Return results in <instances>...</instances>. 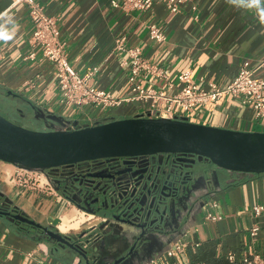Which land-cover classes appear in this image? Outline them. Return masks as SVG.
Instances as JSON below:
<instances>
[{
  "label": "crops",
  "instance_id": "obj_1",
  "mask_svg": "<svg viewBox=\"0 0 264 264\" xmlns=\"http://www.w3.org/2000/svg\"><path fill=\"white\" fill-rule=\"evenodd\" d=\"M49 16L58 19L61 40L66 44L68 62L79 74L95 70L90 86L106 90L114 97L130 94V63L127 54L115 50L117 40L126 39L129 48H139L147 60L165 68L170 82L155 79L147 87L173 95L181 89L178 75L190 71L202 88L211 84L225 88L239 73L241 64L250 63L255 77L264 79V5L251 6L249 0H187L180 12L167 7L168 0H154L150 10H125L114 7L122 0H34ZM195 7V10L193 9ZM157 24L167 40H151L149 25ZM34 25L29 7L18 0H0V108L13 123L65 130L103 123L107 120L141 115L142 104L98 110L88 106L67 108L61 103L55 67L42 60H25ZM127 62V65L124 64ZM186 120L200 125L243 131L264 132V118L237 99L225 97L217 104L186 114ZM186 192L171 202L161 230L146 236L134 254L122 264H231L235 254L259 253L264 256V212L255 216L252 208L264 205V174L247 175L219 169L209 162H197ZM16 166L0 161V202L9 212L42 226L57 229L63 217L81 208L69 201L59 180L48 177L51 192L43 193L14 180ZM217 207H214L213 204ZM220 217L207 220V214ZM94 224L101 221L97 216ZM260 225L252 239L250 230ZM138 232L127 226L118 231L99 233L90 258L93 264H114L127 255ZM77 236V235H76ZM187 242L185 253L168 258L172 241ZM199 243L194 250L192 245ZM0 264H86L74 250L59 246L40 228L11 221L0 215ZM232 264H241L240 262Z\"/></svg>",
  "mask_w": 264,
  "mask_h": 264
},
{
  "label": "water",
  "instance_id": "obj_2",
  "mask_svg": "<svg viewBox=\"0 0 264 264\" xmlns=\"http://www.w3.org/2000/svg\"><path fill=\"white\" fill-rule=\"evenodd\" d=\"M50 129L30 130L0 114V161L30 171H48V177L62 184L68 199L85 200L89 203L86 207L77 206L105 220L73 237L29 220L17 209L9 212L3 204L0 215L42 229L59 246L74 250L86 264H93L90 249L100 232L118 231L119 226L138 232L129 253L114 262L122 264L146 236L160 231L172 200L184 194L188 181L193 179L191 169L197 162H209L229 172L264 174V132L142 115L70 130ZM104 159L125 160L110 168L106 176L78 167ZM153 259L157 257L149 262Z\"/></svg>",
  "mask_w": 264,
  "mask_h": 264
},
{
  "label": "built area",
  "instance_id": "obj_3",
  "mask_svg": "<svg viewBox=\"0 0 264 264\" xmlns=\"http://www.w3.org/2000/svg\"><path fill=\"white\" fill-rule=\"evenodd\" d=\"M187 0H168L167 7L173 12H180V7ZM24 2L29 7V16L34 25L33 34L29 40L30 51L25 60L35 61L38 52L41 53L42 60H46L54 65L58 86L61 91V103L67 108L94 107L98 110H106L120 107L124 104L139 103L146 105L142 116L150 118L185 119L186 114L198 108H207L212 104H217L225 97H231L240 101L244 106L251 107L257 119L264 118V79L255 77L256 70L251 68L250 63L245 61L241 64L236 78L225 88H219L211 84L209 89L202 88L197 84L190 71L182 72L178 75V82L181 89L173 95H168L165 91L147 87L148 83L155 79L170 82L168 71L158 64L151 63L144 58L139 48H129L126 39L117 40L115 50L127 54L130 63V94L127 97L117 98L111 92L90 86L95 70H89L81 75L76 72L68 62L66 44L61 40V32L58 26V19L49 16L43 6L34 0H18ZM114 7H122L125 10H138L145 12L153 6L154 0H122L113 1ZM195 10V7H193ZM149 35L151 40L163 43L167 40L163 29L157 24L149 25ZM5 59V54L0 52V63ZM127 65V62H124ZM138 115V116H141ZM14 180L19 185L29 186L43 193L51 192L48 181V173L40 171H30L16 167ZM68 199V198H67ZM75 206L78 204L75 199H68ZM214 207L217 205L214 203ZM255 216L259 217L264 212V205H255L252 208ZM207 220L217 221L220 217L212 213L207 214ZM101 220H105L100 218ZM260 225H253L250 230L252 239L258 236ZM199 243L192 245L196 250ZM188 245L183 238L172 243L165 253L168 258H174L185 253ZM229 262L241 264H264V256L259 253L242 254L240 260L235 254L228 257ZM148 264H157V259H153Z\"/></svg>",
  "mask_w": 264,
  "mask_h": 264
},
{
  "label": "flooded vegetation",
  "instance_id": "obj_4",
  "mask_svg": "<svg viewBox=\"0 0 264 264\" xmlns=\"http://www.w3.org/2000/svg\"><path fill=\"white\" fill-rule=\"evenodd\" d=\"M124 160L125 159H115L112 161H107L104 159V160H99L96 162H89V163L81 164V166H78V167H82L83 169H86V170H94L93 172L95 174L106 176V175L110 174V172L108 171L110 168H114L116 166H119L121 163H123ZM69 170H71V168L65 169V171H69ZM75 198L74 199L77 201V203L79 205H81L82 207H86V205L89 204V203L85 202V200L80 199L79 197H75ZM1 204H2V202H0V205ZM92 209H95V207H93V205H92ZM4 210H6V209H4Z\"/></svg>",
  "mask_w": 264,
  "mask_h": 264
},
{
  "label": "bare ground",
  "instance_id": "obj_5",
  "mask_svg": "<svg viewBox=\"0 0 264 264\" xmlns=\"http://www.w3.org/2000/svg\"><path fill=\"white\" fill-rule=\"evenodd\" d=\"M92 218V215L86 217L84 213L80 214L77 211H72L63 217L59 229L62 233H67L70 229L72 230V228H78L81 223L91 220Z\"/></svg>",
  "mask_w": 264,
  "mask_h": 264
},
{
  "label": "rangeland",
  "instance_id": "obj_6",
  "mask_svg": "<svg viewBox=\"0 0 264 264\" xmlns=\"http://www.w3.org/2000/svg\"><path fill=\"white\" fill-rule=\"evenodd\" d=\"M141 107H142V109L140 110V112L143 113L147 106L143 104ZM0 114L3 117L7 118L8 120L14 121V119L10 118L6 113H4V111H2L1 108H0ZM24 127L27 128V129H30V130H34V131L40 130L39 127H37V126H30V125H27V124H25ZM74 211H76V210L74 209ZM79 213L81 214L82 212H79ZM89 215H91V214H88V213L85 214L86 217H88ZM93 218H94V216H93ZM93 218L91 220H87L84 223H81L78 228H72V230L70 229L71 231L70 230H69L70 232L68 231L69 234H65V235H72L73 237H75L76 235L83 234L84 232L89 231V229L91 228L90 227L91 224H94V222H95V219L93 220Z\"/></svg>",
  "mask_w": 264,
  "mask_h": 264
},
{
  "label": "clouds",
  "instance_id": "obj_7",
  "mask_svg": "<svg viewBox=\"0 0 264 264\" xmlns=\"http://www.w3.org/2000/svg\"><path fill=\"white\" fill-rule=\"evenodd\" d=\"M251 6L264 5V0H249ZM264 11V9H262Z\"/></svg>",
  "mask_w": 264,
  "mask_h": 264
}]
</instances>
